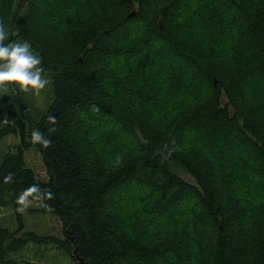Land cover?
I'll list each match as a JSON object with an SVG mask.
<instances>
[{
  "label": "trees",
  "instance_id": "obj_1",
  "mask_svg": "<svg viewBox=\"0 0 264 264\" xmlns=\"http://www.w3.org/2000/svg\"><path fill=\"white\" fill-rule=\"evenodd\" d=\"M0 21L55 96L38 118L18 94L0 106V138L20 140L0 160V207L50 189L31 202L64 234L25 231L16 211L0 264L49 240L86 264H264V0H0Z\"/></svg>",
  "mask_w": 264,
  "mask_h": 264
},
{
  "label": "rangeland",
  "instance_id": "obj_2",
  "mask_svg": "<svg viewBox=\"0 0 264 264\" xmlns=\"http://www.w3.org/2000/svg\"><path fill=\"white\" fill-rule=\"evenodd\" d=\"M31 50L33 54L39 56L36 51ZM44 77L48 79L49 83L38 94L32 91L23 92L15 84L8 85L6 91L0 90V106L9 104L13 101V96L18 94L25 106L28 107L31 115L35 118L41 117L48 111L55 99L51 78L47 74H44ZM19 143L20 140L13 135L0 138V160L7 152L16 151ZM25 159L27 166L35 171L38 178L42 180L48 179L47 169L38 148L33 146L27 150ZM183 176L187 180L193 181L190 176L186 174H183ZM21 215L25 224V231H33L45 237L64 238L59 216L56 213L44 211L42 204L31 202V206ZM0 221L12 230L18 228V218L15 207L12 204L7 203L6 206L0 207ZM12 256L21 264H78L73 254L50 240L46 243L31 242L23 250L12 254Z\"/></svg>",
  "mask_w": 264,
  "mask_h": 264
},
{
  "label": "clouds",
  "instance_id": "obj_3",
  "mask_svg": "<svg viewBox=\"0 0 264 264\" xmlns=\"http://www.w3.org/2000/svg\"><path fill=\"white\" fill-rule=\"evenodd\" d=\"M8 33L2 21H0V90H7V86L15 84L23 92L39 93L49 83L43 75L42 60L33 54L28 41H12L5 43ZM49 133L55 131L56 118L49 116ZM32 142L40 144L44 148L51 146L49 138L39 131L33 130L31 134ZM119 159V158H118ZM14 174L9 172L4 177V183L13 182ZM54 194L50 189L41 190L39 185H30L24 189L17 197L16 211L24 213L31 206V201L43 203L47 199H53Z\"/></svg>",
  "mask_w": 264,
  "mask_h": 264
},
{
  "label": "water",
  "instance_id": "obj_4",
  "mask_svg": "<svg viewBox=\"0 0 264 264\" xmlns=\"http://www.w3.org/2000/svg\"><path fill=\"white\" fill-rule=\"evenodd\" d=\"M132 14H134V12H132ZM160 27H162L161 24H160ZM71 241L74 244V239L72 237H71ZM72 254H73L74 258L77 260L78 264H86V261L77 252V248L76 247L73 249Z\"/></svg>",
  "mask_w": 264,
  "mask_h": 264
},
{
  "label": "bare ground",
  "instance_id": "obj_5",
  "mask_svg": "<svg viewBox=\"0 0 264 264\" xmlns=\"http://www.w3.org/2000/svg\"><path fill=\"white\" fill-rule=\"evenodd\" d=\"M151 114V113H150ZM155 123V122H154Z\"/></svg>",
  "mask_w": 264,
  "mask_h": 264
}]
</instances>
